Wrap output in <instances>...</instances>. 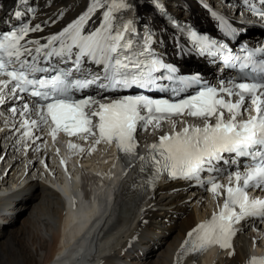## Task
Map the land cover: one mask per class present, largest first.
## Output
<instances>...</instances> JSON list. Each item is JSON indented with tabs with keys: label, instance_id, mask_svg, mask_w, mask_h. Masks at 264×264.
I'll list each match as a JSON object with an SVG mask.
<instances>
[{
	"label": "snow or ice",
	"instance_id": "1",
	"mask_svg": "<svg viewBox=\"0 0 264 264\" xmlns=\"http://www.w3.org/2000/svg\"><path fill=\"white\" fill-rule=\"evenodd\" d=\"M27 2L19 0V4ZM130 7L127 0H92L85 13L58 34L48 36L42 45L39 40L26 39L29 33L41 31V26H30L23 21L26 12L14 11L13 16L19 23L9 31L0 32V105L6 103L5 97L23 101L11 112L21 117L20 128L25 129V139L32 136L34 128L43 131L46 127L53 140L61 132L84 141L91 138L93 144L115 145L118 152L133 159L137 158L138 129L147 130L149 126L159 129L162 121L185 114L202 119V127L185 126L172 135L160 136L158 143L149 146L148 154L138 159L142 163L150 162L156 173L167 172L171 179L196 180L201 186L210 184L207 190L214 199L223 195L219 213L192 229L182 249L186 245H190L188 252L202 251L212 245L231 248V238L237 231L235 224L246 218L264 220V199L248 195L252 188L264 190V59L257 63L252 59L254 53L249 52L239 64L240 82L229 80L227 85L222 83L218 88L200 87L194 94L178 100L145 95L108 100L102 96L103 92L132 87L150 89L163 78L154 75L160 69L170 74L176 72L154 57L147 46L150 36L142 50L133 51V40L128 35L135 32L132 22L124 23L116 16ZM98 9H106L102 23L84 34V25ZM33 11L27 8V13ZM259 14L264 17V13ZM191 38L201 51L216 47L215 41L195 32ZM218 47L223 50L225 46ZM54 58L57 63L53 62ZM231 59V56L225 57L226 61ZM86 61L102 66V73L85 68ZM69 62L72 67H59ZM250 66L254 75L245 71ZM181 83L183 88L172 90L174 96H180L199 81L193 77ZM90 88L97 89L101 98L91 95L75 98L74 93ZM247 102L255 114L245 119ZM31 114L38 119H31ZM213 117L214 124L210 123ZM68 148L83 151L71 142ZM225 154L233 158L226 159ZM239 158H248L251 163L243 171L237 168L230 172L227 184L217 182L215 176L207 181L201 179L204 171L223 173L224 169L217 167L218 162L234 165ZM247 264H264V258L251 257Z\"/></svg>",
	"mask_w": 264,
	"mask_h": 264
},
{
	"label": "bare ground",
	"instance_id": "2",
	"mask_svg": "<svg viewBox=\"0 0 264 264\" xmlns=\"http://www.w3.org/2000/svg\"><path fill=\"white\" fill-rule=\"evenodd\" d=\"M63 1L71 5L72 9L76 7L78 2V0ZM167 1L179 3L178 0ZM191 14L202 18V15L194 6L191 8ZM16 170L17 162L8 163L4 180H9ZM37 183L30 182L24 187L14 189L13 194L8 196L9 209L6 213L10 210L15 213L20 205L22 206L19 207V210L27 208L29 211H21L24 217L20 221V227L17 228L19 235L17 230H14L10 225L0 229V243L3 240L0 244V251L2 252L0 254V264H61L65 260L69 264H73L68 260V256L64 260L52 262L60 249L58 244L60 234L63 233V227L60 231L61 220L64 216L63 201L55 190H48L42 184ZM172 188L163 187L151 201L153 202L152 209L146 208L142 217L148 220V225L140 230L143 238H139L136 252L148 253L146 256L148 261L145 260V264H171L172 252L184 232L194 223L202 220L204 216L210 214L209 211H203L202 203L197 207L201 201L197 198L190 201V205L193 204L195 208L189 211V204L185 203V198L191 197V194L186 195L184 192L172 193L170 192ZM204 200L207 201V199ZM142 208H138L136 212L138 216L135 220L137 226H139ZM178 214H184L185 217L174 219L173 216ZM164 218H167L170 224H165L163 222ZM102 219L93 225L90 230L89 241L86 242L87 247L90 248L89 251L83 254L74 264H127L128 258L125 254L121 255L122 248L117 244L110 245L107 243L111 238H117L119 232L107 231L106 228L110 221L103 223ZM125 220L120 221L117 226L123 225ZM166 230L169 231V235L165 237L162 233ZM260 233L261 231L258 233L250 231L242 237H238L236 252L232 259L229 260L219 256L216 264H242L247 254H252L253 249L262 245ZM254 240L256 241L255 244L253 243ZM151 243L159 244L160 251L152 250ZM152 256L155 257L154 260H151ZM160 256L161 258L158 260ZM131 260L135 264H140L135 258ZM204 262L209 263L210 260L205 258Z\"/></svg>",
	"mask_w": 264,
	"mask_h": 264
},
{
	"label": "rangeland",
	"instance_id": "3",
	"mask_svg": "<svg viewBox=\"0 0 264 264\" xmlns=\"http://www.w3.org/2000/svg\"><path fill=\"white\" fill-rule=\"evenodd\" d=\"M189 205L191 204V202L190 203H188ZM19 206V205H18ZM20 206H22V205H20ZM19 206V207H20ZM18 207V209L16 210V214H17V216L19 217V219L17 218V220L14 222V223H11L10 224V226H12V228H14V230H17V228H19L20 227V221H21V218H23L24 217V214H21V211H25V212H28L29 210H27V208L26 209H21V210H19L20 208ZM15 214L14 213V211L12 212L11 210L10 211H8L7 212V214L8 215H10V214ZM14 224V225H13ZM17 232H18V230H17ZM1 235V234H0ZM18 235H19V232H18ZM1 239V238H0ZM2 242H3V240H1V243L0 244H2ZM4 250V249H3ZM1 252V251H0ZM0 254H2V252L0 253Z\"/></svg>",
	"mask_w": 264,
	"mask_h": 264
}]
</instances>
